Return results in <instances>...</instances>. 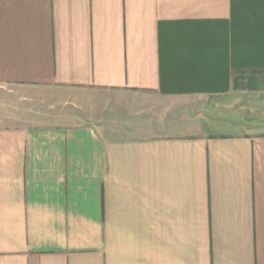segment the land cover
I'll return each mask as SVG.
<instances>
[{"label": "crops", "instance_id": "0c3cea01", "mask_svg": "<svg viewBox=\"0 0 264 264\" xmlns=\"http://www.w3.org/2000/svg\"><path fill=\"white\" fill-rule=\"evenodd\" d=\"M241 3L0 0V264H264Z\"/></svg>", "mask_w": 264, "mask_h": 264}, {"label": "trees", "instance_id": "16d2710c", "mask_svg": "<svg viewBox=\"0 0 264 264\" xmlns=\"http://www.w3.org/2000/svg\"><path fill=\"white\" fill-rule=\"evenodd\" d=\"M233 24L238 36L249 38L252 41L249 46L250 65L257 69L264 67V0H242L240 9L235 12V15L233 14ZM192 79L190 80L193 81ZM249 80L250 87L253 88L259 79L251 77ZM164 82L163 76V87ZM218 82H221V79H218Z\"/></svg>", "mask_w": 264, "mask_h": 264}, {"label": "rangeland", "instance_id": "374dc122", "mask_svg": "<svg viewBox=\"0 0 264 264\" xmlns=\"http://www.w3.org/2000/svg\"><path fill=\"white\" fill-rule=\"evenodd\" d=\"M114 93H110L107 96L110 97V100L113 101V96ZM46 95L48 96L49 93L47 92H42V94L39 95H34V97L30 98H26L22 101H20L16 96H11V95H2L0 96V114H18L21 111V113H27L28 109L32 112H38L41 113L42 111L44 112H48L51 111L49 110V107L47 106V102H46ZM37 96H39L37 98ZM90 97H93L95 99V105L98 104V102L96 101L99 97H101V94H93V95H87ZM58 111H72L74 108L71 105H67V106H59ZM112 112H107L106 116H112Z\"/></svg>", "mask_w": 264, "mask_h": 264}]
</instances>
